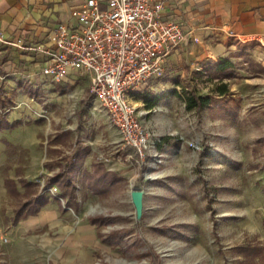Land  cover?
<instances>
[{
	"label": "rangeland",
	"instance_id": "rangeland-1",
	"mask_svg": "<svg viewBox=\"0 0 264 264\" xmlns=\"http://www.w3.org/2000/svg\"><path fill=\"white\" fill-rule=\"evenodd\" d=\"M250 74L242 69L232 78L236 97L230 104L239 105L236 115H231L233 110L226 113L227 102L215 97L212 106L197 115L180 114L182 107L174 103L172 118L166 111L170 103H161L146 115L158 119L148 129L159 138L166 135V123L171 128L184 127L178 136L181 152L200 155L197 164L171 163L168 154H163L161 163L151 157L136 162L124 159L126 168L133 165L143 176L137 182L127 177L118 195L94 193L86 202V188L92 182L89 175L77 173L75 165L69 178L76 199L58 187L61 166L73 160L76 147L91 143L93 161L108 166L114 163L116 148H131L124 146L121 135L108 148L102 143L101 138H108L115 127L91 95L87 80L73 86L43 84L41 76L37 77L42 81L36 82V74L29 72L25 85L13 92L7 106L0 104V114L12 122L6 119L7 123L0 125V264L47 258V254L34 251L41 246L30 235L17 238L18 255L12 253L10 240L16 213L21 209L22 215L27 214L37 208L31 203L33 198L46 197L43 181L59 189L73 212L66 210L72 214L85 211L90 220L98 219L94 224L98 235L112 248L106 254L97 251L94 264H264V80ZM180 82L176 87L182 95L186 90L206 95L212 89L208 79L186 81L182 77ZM2 95L0 89L3 101ZM132 105L140 114L141 105ZM139 119L147 128L149 118L140 115ZM192 144L199 150L192 149ZM25 176L33 179L29 183L35 186H26ZM7 180L14 181L18 195L10 192ZM131 184L144 191L141 218L132 202ZM115 234L120 242L109 243ZM252 247H259L260 254L251 257L243 253Z\"/></svg>",
	"mask_w": 264,
	"mask_h": 264
},
{
	"label": "crops",
	"instance_id": "crops-1",
	"mask_svg": "<svg viewBox=\"0 0 264 264\" xmlns=\"http://www.w3.org/2000/svg\"><path fill=\"white\" fill-rule=\"evenodd\" d=\"M157 1L164 3V19L181 24L185 32L192 31V37L187 45L171 54L163 76L151 79L147 85L132 90L129 94L131 103L141 105L138 106L139 113L143 114L145 119L149 118L147 128L150 129L149 124L155 119L146 115L161 103L167 105L170 103V109L166 110L170 113V118L173 116L172 107L177 105L183 109L180 114L193 116L201 113L203 109L197 111L186 108L185 99L176 87L181 83L182 77L186 81H197V78L208 79L212 83V89L210 94L206 95L222 101H224L223 97L213 92L220 83L219 75L227 73L226 77L221 78V82L228 84L233 98L236 97L232 85L235 72L243 69L251 72V76L255 75L260 80H264V0ZM71 5V0H0V89L6 106V102L12 99L13 92L25 85L29 72H34L36 77L40 76L38 48L53 44V28L57 23L69 19ZM229 32L237 34L243 41L231 37ZM222 64L225 67L228 65L232 67L225 69L221 74L219 67ZM82 79L87 80L90 85L88 78L80 76H72L63 84L73 86L82 82ZM39 81L42 80L38 78L36 82ZM42 83L46 82L42 81ZM148 102L155 105L149 108ZM6 119L10 124L12 123L9 116ZM166 125L167 132H164L166 135L160 138L159 151L168 154L171 163L197 164L200 155L187 150L181 152L183 148L178 136L184 133V127L171 128L168 123ZM198 130H196L197 135ZM119 139L120 133L116 128L109 130L108 138L104 140L101 138L102 143L106 142V147L118 142ZM102 146L101 150L105 151L106 148ZM94 152L91 143L77 146L72 161L77 173L84 172L93 176L95 168L101 165L105 168L104 172L112 173L116 177H110L114 188L106 196L112 197L123 192L127 177L137 182L143 176L133 165L128 168L124 166V159L129 162H136L138 159L132 149L125 151V148H116L115 160L111 166L93 161ZM129 153H134L132 156L135 157L129 159ZM24 178L28 179V183L34 181L27 176ZM77 187L79 188L78 185ZM21 188L18 186V190L23 192L24 189ZM86 194L88 197L86 202H89L90 196L94 195L91 187L86 188ZM40 199L45 203L38 208L36 214L28 215L13 223L14 230L10 231V240L12 253L18 255L21 252L17 238L30 235V239L41 246L34 251L37 254H47V258L22 263L94 264L97 251L101 254L111 251L112 247L100 239L97 226L90 222L88 213L80 211L72 214L55 199L46 197ZM12 264L18 262L13 259Z\"/></svg>",
	"mask_w": 264,
	"mask_h": 264
},
{
	"label": "built area",
	"instance_id": "built-area-1",
	"mask_svg": "<svg viewBox=\"0 0 264 264\" xmlns=\"http://www.w3.org/2000/svg\"><path fill=\"white\" fill-rule=\"evenodd\" d=\"M71 1L69 19L53 28V44L38 48L39 75L51 84L72 76L88 78L91 95L108 114L124 146L141 160L151 157L161 163L163 154L157 150L161 139L143 126L139 119L143 114L137 113L129 94L163 76L169 57L191 41L192 31L165 20L162 1ZM229 35L243 41L233 32ZM191 147L199 150L197 145ZM137 189L131 184V197ZM42 194L73 212L56 186L43 181Z\"/></svg>",
	"mask_w": 264,
	"mask_h": 264
},
{
	"label": "trees",
	"instance_id": "trees-1",
	"mask_svg": "<svg viewBox=\"0 0 264 264\" xmlns=\"http://www.w3.org/2000/svg\"><path fill=\"white\" fill-rule=\"evenodd\" d=\"M232 67L231 65L225 67L222 65H220V71H222L221 74L224 73L225 69H228ZM222 68V70H221ZM227 73H224L223 75H219L221 78L226 77ZM219 77V78H220ZM219 79V84L215 87V89L213 90L214 93L217 94V96H221L223 97V99L227 102L226 105H224V110L227 112H230L233 110V115H236L235 112H237V107H233L230 103L231 101H235L233 99V97H231L233 95V93L230 91V88L228 86V84L221 82L222 79ZM177 93V92H176ZM185 99L186 102V108L188 110H197L200 111L202 109L205 108H210L213 104V97L211 95H206V96H202L200 95L196 90H186L184 92V94L182 95ZM231 99V100H230ZM0 104H2L3 107H5L4 101L1 100L0 97ZM230 104V105H229ZM154 103H147V107H152L154 106ZM232 113V112H230ZM7 120L5 117L2 116V114H0V125L6 124ZM74 166V163L70 160V162L68 164H66L65 166H61V172L59 174L60 177V182L58 183V187L62 190V193L64 195H68L70 196V198L72 200L76 199L75 196V186L73 184V182L70 180L69 178V174L72 171V168ZM89 175V174H88ZM90 181L92 182L90 184V187L92 188V190L94 191V193L96 194H100V195H106L107 193H109L113 188H114V184L111 180V178L115 177L112 173H106L104 172V168L103 166H97L95 168V174L89 175L88 176ZM111 177V178H110ZM116 178V177H115ZM114 178V179H115ZM52 183V182H49ZM26 186H35V183H27L25 184ZM6 186L8 187V189L10 190V192L13 193H17V195L19 194V192L17 191L16 185L14 183V181L12 180H7L6 181ZM43 196H37L36 198H33V200L31 201V203L35 204V208L31 210L30 212H28L25 215H22V212L19 210L16 213V220L15 222H18L20 219H24L26 218L28 215H34L37 213L38 208L44 205V201L41 200L40 198ZM92 224H98V219L97 220H90ZM109 243L112 244H116L120 242L119 236H117V234L113 235L112 238L110 240H107ZM261 252V249L259 247H252V248H246L243 250V253L245 255L251 256V257H255L257 255H259Z\"/></svg>",
	"mask_w": 264,
	"mask_h": 264
},
{
	"label": "water",
	"instance_id": "water-1",
	"mask_svg": "<svg viewBox=\"0 0 264 264\" xmlns=\"http://www.w3.org/2000/svg\"><path fill=\"white\" fill-rule=\"evenodd\" d=\"M132 201L136 209V214L141 218L144 209V193L137 189L132 193Z\"/></svg>",
	"mask_w": 264,
	"mask_h": 264
}]
</instances>
